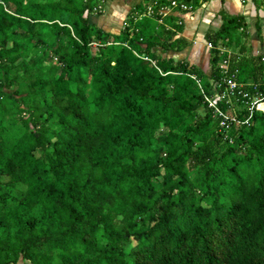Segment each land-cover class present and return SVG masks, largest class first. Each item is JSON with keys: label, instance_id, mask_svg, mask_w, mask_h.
I'll return each instance as SVG.
<instances>
[{"label": "trees", "instance_id": "1", "mask_svg": "<svg viewBox=\"0 0 264 264\" xmlns=\"http://www.w3.org/2000/svg\"><path fill=\"white\" fill-rule=\"evenodd\" d=\"M130 1L113 34L94 0H0V264H264V109L207 102L241 21L204 35L207 74L168 56L184 12Z\"/></svg>", "mask_w": 264, "mask_h": 264}, {"label": "crops", "instance_id": "2", "mask_svg": "<svg viewBox=\"0 0 264 264\" xmlns=\"http://www.w3.org/2000/svg\"><path fill=\"white\" fill-rule=\"evenodd\" d=\"M128 4L130 5L132 2ZM193 12V18H186L182 14L183 19L181 22L183 23H181V25L183 24L182 31L189 37L188 44L195 42V46L191 47L189 57L198 62L196 64L198 68L208 74L209 49H205L207 43L204 39V35L206 32H216L221 25V17L225 16L233 17L241 21L242 25L236 30L239 39L235 41L233 48L230 50L228 49V51L227 49L225 50L226 47L224 48V44L221 43H218L216 49L221 54L225 55L224 58H226V56L230 57V60H232L231 65H236V62L242 60L258 58V65H260L262 71H264V0H204L203 4L194 9ZM180 17L179 15V18ZM190 26L193 28L192 31ZM121 27L122 21L118 31L113 34H117ZM189 46L190 45H188V47ZM185 56L186 54L182 55V57L176 56V60L182 59ZM226 59L228 60V58ZM247 72L248 71H245L246 74ZM246 81L249 83L250 80Z\"/></svg>", "mask_w": 264, "mask_h": 264}, {"label": "rangeland", "instance_id": "3", "mask_svg": "<svg viewBox=\"0 0 264 264\" xmlns=\"http://www.w3.org/2000/svg\"><path fill=\"white\" fill-rule=\"evenodd\" d=\"M94 1H95L94 2L95 3V10L90 15V21L92 23H94L96 26L104 29L107 32L116 33L118 31V28L120 26L121 21H122V24H123V22H124V20L126 18L125 17L126 13H127L128 9L130 7V5L128 3L129 2L131 3L132 1H130V0H94ZM137 1L138 0H135V2H137ZM150 13L151 12H149V14ZM193 14H194V12H186L183 15L186 18H190V17L193 18ZM180 16L182 17V18L180 17V19L182 20L183 16L182 15H180ZM181 23H183V22H181ZM178 24H180L179 21H177V25ZM182 28H183V24H182ZM190 28H191V26H190ZM192 30H193V28H191V31ZM174 37H183V38H185L187 43L189 41L188 40L189 37H187V35H186V33L184 31H181V33L176 34ZM238 39H239L238 33L236 31H234V32L231 31L229 33L228 38L224 39V42H225L224 43V48L226 47L225 50L227 49V51H228V49L229 50L232 49L233 46L235 45V41L238 40ZM190 40H192V39H190ZM189 45H190L189 47H186V48H184L182 50L183 52L180 51L179 53H169L168 56L175 57V59H176L177 57H182V55L186 54L184 59H186L189 64H192V65L196 66V64L198 62H196V60L194 61L193 58L189 57V53L191 51V47L195 46V42H192ZM205 49L207 50V48H205ZM227 51H226V53L228 54ZM224 57H225V55L223 56V54H221V57H220V60H219L218 64L221 62V60ZM226 58H228V57L226 56ZM227 66H228V62H227ZM261 104L264 106V102H261ZM261 104H258L256 108L257 109H264V107Z\"/></svg>", "mask_w": 264, "mask_h": 264}, {"label": "built area", "instance_id": "4", "mask_svg": "<svg viewBox=\"0 0 264 264\" xmlns=\"http://www.w3.org/2000/svg\"><path fill=\"white\" fill-rule=\"evenodd\" d=\"M173 9H178L179 11L184 12V13L191 11V8L188 5H186L184 3L176 2L174 0H171L169 2L168 6L159 8V14L165 15L166 12H168L169 10H173ZM146 11H147V13H149L151 11V8L148 7ZM206 48L207 49L210 48V45L208 43L206 45ZM227 62H228L227 59L223 58L221 60V62L218 64V68L220 69V73H221V75H223L222 82L224 84V92L225 93L218 95V94H215V92H214L213 98L207 99L208 105L211 107H214L216 102L225 96H227V98H229V97L230 98L231 97L238 98L239 97L241 99H245L246 101L244 102V104L246 105V107H247L246 109L248 111V115L246 118V120H247L250 117V114L252 113L253 109H255L258 104H261V102H264V71H262L260 83H258V84H254V85L251 83L237 84L233 80V77H234L233 74L236 73V71H233V73H231L229 75L227 74L228 73ZM259 85H261V87L263 88V93H260L258 91ZM244 86L251 88L253 93L250 94L247 91H243L242 89Z\"/></svg>", "mask_w": 264, "mask_h": 264}]
</instances>
